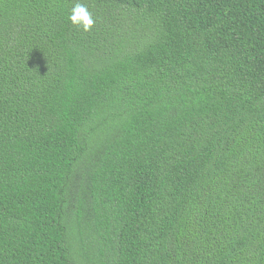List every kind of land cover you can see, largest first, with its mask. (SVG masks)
<instances>
[{
	"label": "trees",
	"instance_id": "obj_1",
	"mask_svg": "<svg viewBox=\"0 0 264 264\" xmlns=\"http://www.w3.org/2000/svg\"><path fill=\"white\" fill-rule=\"evenodd\" d=\"M74 2L0 0V264H264V0Z\"/></svg>",
	"mask_w": 264,
	"mask_h": 264
},
{
	"label": "clouds",
	"instance_id": "obj_2",
	"mask_svg": "<svg viewBox=\"0 0 264 264\" xmlns=\"http://www.w3.org/2000/svg\"><path fill=\"white\" fill-rule=\"evenodd\" d=\"M68 20L74 27L81 29L83 32H89L94 27L92 13L82 0H75Z\"/></svg>",
	"mask_w": 264,
	"mask_h": 264
},
{
	"label": "rangeland",
	"instance_id": "obj_3",
	"mask_svg": "<svg viewBox=\"0 0 264 264\" xmlns=\"http://www.w3.org/2000/svg\"><path fill=\"white\" fill-rule=\"evenodd\" d=\"M80 172L77 174V176H76V183H75V187H74V192H73V196H72V204H71V208H70V211H69V215H70V221H74L75 220V218H77L78 216H77V210L78 209H80V204H79V200H78V198H77V195H76V193L78 192V190H79V188H80V185H81V183L79 184V181H80ZM72 210H74L73 211V215L71 216V213H72ZM82 214H83V217H88L89 215V210H88V206H87V204L86 205H84V207H83V211H82ZM78 219V218H77ZM76 219V220H77ZM71 223V222H70ZM72 225H75V223L74 224H72Z\"/></svg>",
	"mask_w": 264,
	"mask_h": 264
}]
</instances>
